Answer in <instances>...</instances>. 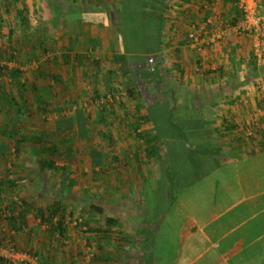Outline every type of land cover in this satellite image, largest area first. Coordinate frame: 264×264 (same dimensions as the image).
I'll list each match as a JSON object with an SVG mask.
<instances>
[{
  "label": "crops",
  "instance_id": "crops-1",
  "mask_svg": "<svg viewBox=\"0 0 264 264\" xmlns=\"http://www.w3.org/2000/svg\"><path fill=\"white\" fill-rule=\"evenodd\" d=\"M122 1L0 0V26L4 23L11 27L14 20L11 40L29 39L23 42L29 54L38 55L43 46L55 57L66 56L51 63L58 71L89 70L85 63L90 61L85 62L83 55L96 50V58L101 55V61L106 59L104 62L110 65L107 81L111 85L119 83L113 78L119 74L130 79L128 66L140 72L153 67L156 73V64L165 65V73L159 78L141 79L158 85L153 80L160 82L169 76L161 85L166 88L170 81L178 82L179 98L176 93L167 97L175 98L179 119L183 120L181 126L190 136L188 153L182 154L183 174L186 169L207 170L198 179L180 180L185 187L179 193V251L173 264H264V128L262 131L256 126L254 132H249L248 127L251 121L264 119L260 110L264 63L255 55L253 40L236 30V23L243 17L238 10L240 0H156L154 4L164 11L159 14L165 23V40L169 42L160 54L147 56L146 63L150 61L151 67L131 66L129 57H121L125 55L119 36L118 11ZM144 1L150 4L151 0ZM195 25L205 31L203 51L186 39ZM25 29H31L30 36ZM95 71H99L97 66ZM6 117L0 110V168L6 164L3 154L8 149V141L2 137L8 133ZM158 162L129 164L127 179L133 184H146L151 180L149 173L157 175L162 163L169 166L166 160L160 163L161 158ZM151 167L155 168L153 172ZM159 179L155 185L163 183V177ZM6 182L0 176V193L7 189ZM166 182L168 191L173 183L170 179ZM191 184L195 185L189 187ZM151 208L144 211L117 207L107 239L94 223H87V247L75 248L79 257L89 262L95 259L97 264H155L152 231L158 226L151 219ZM122 215L139 222H131L132 228L120 219Z\"/></svg>",
  "mask_w": 264,
  "mask_h": 264
},
{
  "label": "rangeland",
  "instance_id": "rangeland-1",
  "mask_svg": "<svg viewBox=\"0 0 264 264\" xmlns=\"http://www.w3.org/2000/svg\"><path fill=\"white\" fill-rule=\"evenodd\" d=\"M155 2L156 0H151L147 5H155ZM256 2V12L264 16L262 0ZM242 13L243 17L236 23V27L244 19L243 9ZM2 25L0 26V66H3L4 71L0 72L2 102L0 110L7 116L8 133L2 137L7 139L8 149L3 154L6 164L0 168V176L7 180L15 178L16 184L10 188L7 183V189H4L0 196V200L4 201L0 204V258L7 259L0 264H97L95 259L90 262L86 258L81 259L78 251L75 250L76 246L87 247L84 245L86 234L89 232L86 224L94 223L99 232L105 236L104 239H107L111 236V225L107 219L113 218L117 207H120V210L130 207L147 211V207L149 209L151 206L152 212L154 210L151 219L155 220L158 226L152 231L155 232L153 245L155 247L152 248V253L156 250L155 264H173L179 251V193L183 191L182 186L185 187L180 180L198 179L197 177L206 174L207 170L206 168L202 171L186 169L185 172L190 174L182 176L186 173L183 174L185 170L182 163L183 155L179 153L177 138L172 140L173 138L167 136L163 143L155 140L148 142L142 134L152 127L140 115L144 114L147 108L151 115L156 114L155 122L160 131L175 132L173 137H179V124L183 122L177 112L179 105L174 102L175 98L168 99L169 94L175 95V93L179 98L178 82L172 80L169 87H162L161 85L169 79L168 76L160 82L153 80L158 85L152 84L151 81L147 83L143 79L132 84L128 81L130 79L119 74L113 77L119 82L115 84L114 81L113 93L107 81L109 78L107 66L110 65L107 61L104 62L106 59L102 60V63L101 55L99 59L96 58V50L88 51L83 55L85 62L90 61L85 63L89 66V70L58 71L54 69L53 64L64 60V56L53 59L54 55L44 50L46 48L43 46L40 47L38 55L29 54L28 48L24 47V43L29 39L14 37L11 40L9 36L10 29L15 30L16 27L14 20L11 22V27L4 23ZM30 33L31 29H25V34L30 36ZM262 47L263 50L259 54H262L263 58L259 60L264 63V46ZM38 65L41 67L38 68ZM162 65L156 64L158 71L151 75L147 70L144 71L145 73L142 72L144 73L142 77L159 78L160 74L165 73V65L164 67ZM96 66L99 71H95ZM16 68L22 71L20 78L28 85L24 93L12 80L14 77L10 70ZM40 68L44 69L45 76L39 75ZM33 85L38 88L39 93ZM131 87L136 90L134 96L129 95L128 90ZM12 96L16 97L17 105L13 104ZM38 96L51 104L48 110H41L38 107ZM157 98V103H153ZM260 98L262 99L260 110L264 112V96L261 95ZM139 105H142L140 112L137 111ZM167 110L177 128L171 127L166 122ZM78 115L87 118L89 130L86 134H83L79 128ZM263 122L264 119H260V122L251 121L248 126L249 132H254V128L259 127ZM13 130L18 131L16 136L19 139L25 133H32L43 136L41 145L57 144L59 151L53 160L58 169L40 167L39 152L33 147L39 148L41 145L33 143L32 140L23 143L22 147L16 150V139L11 133ZM152 143L158 150L154 155L149 153ZM160 158V163L166 160L169 166L164 167L162 163L157 175L149 173L151 180L146 184L136 182L134 185L130 179H127L130 175L128 172L131 171L129 164L136 161L139 164L148 161L158 164ZM96 161L102 162L95 164ZM149 170L153 172L155 168L151 167ZM160 173L163 183L155 185L156 180L161 178ZM169 179L173 183L171 188H168L171 192L165 189L166 181ZM194 185L191 184L189 187ZM22 200L31 204L32 208L27 216L26 225L18 231L12 227L9 217L11 214L16 216L19 212V209H15L11 204L15 201L20 204ZM58 200L64 202L67 208L68 238L66 240L64 237H50L46 225L41 224L36 216L37 207ZM98 207L101 210H98ZM120 219L132 228L131 222H134V225L139 222L137 218L131 220L130 215H122ZM10 250L27 254L29 260L22 261L11 257ZM89 256L92 258L91 255Z\"/></svg>",
  "mask_w": 264,
  "mask_h": 264
},
{
  "label": "trees",
  "instance_id": "trees-1",
  "mask_svg": "<svg viewBox=\"0 0 264 264\" xmlns=\"http://www.w3.org/2000/svg\"><path fill=\"white\" fill-rule=\"evenodd\" d=\"M144 0H123L121 4V9L118 11L119 15V26H120V40L122 43V49L124 51L125 55H122V59L125 60L126 57H129V61L131 66H138V65H149L150 62L147 61L146 58L148 55L151 54H160L162 51L163 46L166 45L169 40H165V23L162 21L161 16L159 12H164L163 9H160L157 5H147ZM238 7V6H237ZM238 10L242 12V9L238 7ZM243 14V13H242ZM235 24V23H234ZM15 30L10 29L9 36L10 38L14 35ZM188 40V34L187 38ZM168 44V43H167ZM14 49V47H13ZM47 51V50H46ZM12 55V54H11ZM129 55V56H127ZM59 56H54L53 59H58ZM66 58V56H65ZM153 62V59L151 60ZM41 67V66H39ZM151 67V66H148ZM138 70V69H137ZM4 68L3 66H0V72H3ZM13 77L12 80L16 83V86L24 93V91L28 88L25 80L22 81L20 78V74L22 75V71L19 68H16L14 70H10ZM44 69H39V75L45 76L43 73ZM144 72V71H142ZM140 71H136L133 69V67L128 66L126 68V73L130 74L128 76L131 80V82L136 83L138 80L141 79L142 73ZM150 75L153 73L152 68L148 71ZM115 73V72H114ZM113 73V74H114ZM58 76V74H56ZM56 75H53V77H57ZM115 75V74H114ZM117 76V75H116ZM133 77V78H132ZM145 78V77H142ZM146 79V78H145ZM22 81V82H21ZM108 87L113 91L115 87L108 84ZM33 88L39 93L38 88L33 85ZM129 95L134 96L135 89L132 87L128 90ZM115 91H113L114 93ZM23 95V94H22ZM13 104L17 105L18 101H16V97L12 96ZM27 101V100H26ZM38 107L41 110H48V107H50V103L42 98L41 96H38L37 98ZM148 106V105H147ZM21 107V106H20ZM142 105L138 106L137 111L140 112L142 110ZM146 112L144 114H141V118L148 124L150 127H152L148 132H144L142 136L147 140L148 142L155 141H163L164 139L173 138L172 140H175L179 145V153H188L186 152L187 143H189V136H187L184 132L185 129L183 126L179 124V137H173V133L170 132H162L159 130L157 123L155 122V115H151L150 112L147 111V108L145 109ZM159 111V110H158ZM167 110L165 112V120L168 124H170L171 127H178L175 125V123L172 121V118H170V113ZM161 112H163L161 110ZM79 118V128L83 132V134L89 130L87 127V118H84L82 115H78ZM172 129V128H171ZM262 130V129H261ZM263 131V130H262ZM12 133L13 138L16 139V135L18 134V131H13ZM264 134V132H263ZM153 136V137H152ZM264 137V136H263ZM43 136L36 135L32 133H25L21 136V138L16 140V150H19L20 147H22L23 143L32 140L33 143H38L41 145L43 141ZM152 139V141H151ZM163 143V142H162ZM36 149V151L39 152L38 157V163L41 168L43 169H58V166L56 165L55 161L53 160V157H55L56 153L59 151V146L57 144H48V145H41L38 147H33ZM188 150V149H187ZM158 150H156L152 143V148H150L149 153L156 154ZM47 156V157H45ZM102 161H97L95 164H101ZM8 186L10 188H13L16 184L15 178H9L7 180ZM2 193V192H1ZM0 193V195H1ZM4 201L0 200V204H3ZM13 207L15 209H19V212L16 216L10 215L9 221L12 224V227L16 230L20 231L24 225L27 223V216L31 212V204L26 202L25 200H22L20 204L15 201L13 202ZM10 208V206L8 205ZM95 208V206H93ZM1 208V207H0ZM98 210L99 207L97 208ZM1 211V210H0ZM14 213V211H13ZM36 216L40 219L41 224L46 225V229L48 232V235L50 237H64V240H66L68 231V222H67V208L64 205V202L58 200L53 202L52 204L46 205V206H39L36 208ZM107 222L109 225H112V223L115 222L113 218H108ZM7 261V259L0 258V262Z\"/></svg>",
  "mask_w": 264,
  "mask_h": 264
},
{
  "label": "built area",
  "instance_id": "built-area-1",
  "mask_svg": "<svg viewBox=\"0 0 264 264\" xmlns=\"http://www.w3.org/2000/svg\"><path fill=\"white\" fill-rule=\"evenodd\" d=\"M240 8L245 11L244 19L241 21L236 30L253 40V46L255 49V55L262 59L263 55L259 54L264 46V16L258 15L256 12L257 2L256 0H240ZM205 31L203 27H197L196 25L192 28L191 32L188 33V41L199 51H203L205 47ZM259 128H264V122L259 124ZM10 256L24 260H29L27 254H21L15 250H10Z\"/></svg>",
  "mask_w": 264,
  "mask_h": 264
},
{
  "label": "flooded vegetation",
  "instance_id": "flooded-vegetation-1",
  "mask_svg": "<svg viewBox=\"0 0 264 264\" xmlns=\"http://www.w3.org/2000/svg\"><path fill=\"white\" fill-rule=\"evenodd\" d=\"M149 62H150V61H149ZM150 64H151V62H150ZM150 64H149V65H150ZM149 65H148V66H149Z\"/></svg>",
  "mask_w": 264,
  "mask_h": 264
}]
</instances>
